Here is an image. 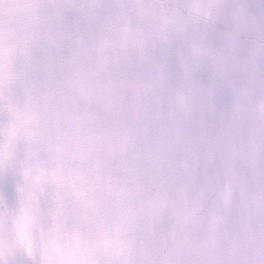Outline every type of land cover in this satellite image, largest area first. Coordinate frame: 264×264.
I'll return each instance as SVG.
<instances>
[{
	"label": "clouds",
	"instance_id": "1",
	"mask_svg": "<svg viewBox=\"0 0 264 264\" xmlns=\"http://www.w3.org/2000/svg\"><path fill=\"white\" fill-rule=\"evenodd\" d=\"M0 264H264V0H0Z\"/></svg>",
	"mask_w": 264,
	"mask_h": 264
}]
</instances>
